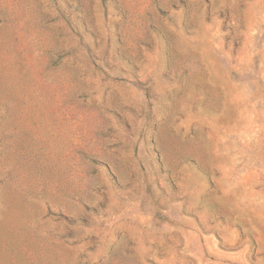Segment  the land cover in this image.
Here are the masks:
<instances>
[{
	"label": "rangeland",
	"instance_id": "rangeland-1",
	"mask_svg": "<svg viewBox=\"0 0 264 264\" xmlns=\"http://www.w3.org/2000/svg\"><path fill=\"white\" fill-rule=\"evenodd\" d=\"M0 264H264V0H0Z\"/></svg>",
	"mask_w": 264,
	"mask_h": 264
}]
</instances>
